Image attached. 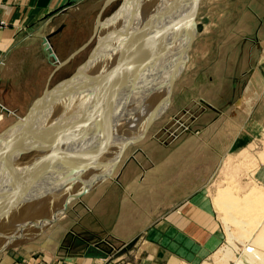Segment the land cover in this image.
Wrapping results in <instances>:
<instances>
[{
	"label": "rangeland",
	"instance_id": "1",
	"mask_svg": "<svg viewBox=\"0 0 264 264\" xmlns=\"http://www.w3.org/2000/svg\"><path fill=\"white\" fill-rule=\"evenodd\" d=\"M157 1L161 3L157 6L156 14V0H110L107 8L102 11L79 9L71 17L86 16L88 23H84L83 16L78 21L70 19L62 34H58L59 31L46 36L54 58L42 45L43 50L36 55V64L33 65H36L37 73L42 76L47 71H52L49 75V87L43 91L45 96L29 105L24 117L25 122L16 123L0 136V192L4 191L6 194L7 190L11 191L9 188L15 187L14 183L16 185L25 180V177L26 180L29 179L27 176L30 175L27 174L30 167L32 171L40 170L42 166L45 169L51 167V171H58L49 172L45 177L48 182L43 181L44 185L38 183L29 190L39 194L37 189L45 188L43 192H48V195L42 199L34 197L33 203H30L31 199L29 202L26 196L21 194V202L4 201L0 198V234H3L0 235V254L10 251L31 252L37 255L49 254V251L53 250L55 252L58 245L66 243L67 233L72 234L75 231L76 234L82 235V229L73 227L75 222L83 228L100 226L102 233L99 231L96 236L106 239L94 238L95 240L88 242L92 243L91 245L104 242L114 247L113 252H117L124 245L130 244L117 256L112 252L101 260L116 258L140 240L142 233L130 240L138 230L150 227L154 207L158 206L160 213L166 209L168 193L174 191L178 194L189 187L194 190L203 185L202 188L206 191L217 222L221 226L222 239L217 250L197 264H264V242H253L251 225L248 226L253 218L251 210L246 206L247 211L245 207V211L240 209L246 215L243 218L246 227L244 230L240 229L232 225L230 218L223 212L222 208L227 200H222L220 196L225 190H232V195L237 198L233 202L238 203L239 199L251 198L248 194L253 184L264 187V160L261 158V155L264 156V23H251L248 7L251 0H199L193 14L195 34L187 49L186 60L171 79L174 69L183 59L185 42L189 39V16H184L181 12L189 10L190 2H182L176 12L171 14L169 25L173 31H170L169 25L165 29L161 26L160 30L156 25L158 21L160 23L161 17L168 13L172 0ZM255 1L258 6L264 3L263 0ZM96 4L93 6L97 7ZM75 26L77 29L74 32L72 28ZM71 38H74L73 45L70 44ZM167 39L173 40L171 51L166 44ZM141 40H145L146 44L142 45ZM32 41L28 40L27 44ZM153 63V74L146 77V86L142 83L138 88L142 70L152 68ZM117 71L119 78L116 76ZM114 72L116 78L109 79L107 84H112L115 89L114 85L119 86L122 85L119 84L121 81H128V84L134 86V95L139 101L143 100V106L134 109L133 118L125 117L122 111L118 122L115 121L116 118H112L106 135H103L104 129H100L95 135V139L100 136L97 138L99 143L95 142L97 149L103 147V140L107 139L108 135L109 140L116 135L121 137L122 130L131 126L127 119H134L137 122L133 123L141 125L131 130L134 131V139L124 137L123 145L122 140H118V144L113 142L107 150L110 159L106 157L104 160L98 156L100 153L94 151V146H91L89 152L84 151L87 154L84 163H76L73 168L63 170L67 172V179L64 180L63 191L57 190V175L63 173L61 170L65 167L67 159H72L73 151H70L72 148L69 146H79V143L82 146L81 141H84L77 137L76 143L71 136L80 135V127L88 122L84 113L89 108V99L99 94L103 87L102 81L105 82ZM30 75L31 73L28 74ZM96 75L99 81L96 80ZM60 78H63V81L54 87L55 80ZM88 78L92 79V82ZM100 106L101 101L96 102L95 111L100 110ZM61 107H64V110ZM255 118L261 121H256ZM47 121H56V128L52 132L43 133L40 126ZM93 125V130L98 129L99 124L94 122ZM66 126H74L68 133L70 138L66 140V137L64 142L59 140L60 137L54 139ZM240 128L243 133L248 134L245 136L246 139L249 138L248 143L239 149H232L229 153L225 152L231 137ZM51 139H54L53 142ZM196 148L204 150V153H193ZM52 151L55 152L54 155ZM46 154H49V158ZM202 159L205 160L199 162ZM206 159L208 164L204 165ZM40 160L44 161L43 165ZM100 161L106 162L100 164ZM128 162H149V165H154L148 170L152 175L145 174L142 185L127 188L134 201L121 200L125 193L119 183H116L123 166H129ZM2 165L22 166L20 168L24 166V170L28 172L18 168L13 178L12 175L7 176L8 179L2 178ZM124 172L125 170L123 174ZM199 174L205 176L201 183L197 181L196 175ZM170 176V181L176 178L178 182L173 185L174 189L173 186H167ZM73 180L76 182H72ZM156 180H159L157 184ZM182 180L189 182L190 186L184 185ZM158 188L161 191L157 193ZM85 189L87 191L82 194ZM64 193L69 196L63 207L57 208ZM137 198L140 201H137ZM11 207L12 214L3 218ZM234 207L231 205V209L225 211L235 215L237 208L234 212ZM233 217L237 218L236 215ZM255 219L256 217L253 220ZM228 234L236 239L231 240L232 242L227 240ZM225 251L230 252L229 256ZM115 264L121 263L118 261Z\"/></svg>",
	"mask_w": 264,
	"mask_h": 264
},
{
	"label": "crops",
	"instance_id": "2",
	"mask_svg": "<svg viewBox=\"0 0 264 264\" xmlns=\"http://www.w3.org/2000/svg\"><path fill=\"white\" fill-rule=\"evenodd\" d=\"M109 3L110 0L104 2L103 0H0V136L16 123L25 122L24 117L29 105L41 99L49 87V75L52 71H47L42 76L41 73H37L36 65H33L36 64V55L43 50V38L59 31L58 34H62L70 19L77 21L81 19L83 15L77 18L71 17L77 10L87 8L91 11L95 9L102 11ZM95 4L97 7L93 6ZM248 7L251 23H264V3L258 6L255 0H251ZM83 18L84 23L89 22L86 16ZM76 29L75 26L72 31L75 32ZM28 40L33 41L27 44ZM74 43V38H71L70 44ZM32 70L34 72H29ZM30 73L31 75L28 76ZM62 81L63 78L55 80L54 87ZM255 120L261 121L257 118ZM245 136L248 134L243 133L240 128L231 137L225 152L229 153L232 149L245 146L249 140ZM199 152L203 154L204 150L196 148L193 151V153ZM141 163L128 162L129 166H123L120 178L116 182L125 193V197H121V200L134 201L129 196L127 188L132 185H142L144 175H152L148 170L154 165H149V162ZM205 164H208L207 159ZM123 170H125L124 174ZM196 176L200 183L205 179L203 174ZM170 178L171 176L167 180L169 183L166 182L169 188L178 183L176 178L175 181H170ZM158 182L159 180H156L155 183ZM182 182L190 186L189 182L186 183L185 180ZM202 186L194 190L189 187L178 194L174 191L168 193L166 209L160 213L158 206L154 207L150 227L138 230L130 240L139 237L142 233L140 240L116 258L106 260L95 258L97 252L89 248L92 243L88 242L95 240L94 238L106 239L96 236L97 232L102 233L100 226L83 228L74 222L73 227L82 229V235L76 234L75 231L72 234L67 233L66 243L58 245L55 252L53 250L49 251V254L38 255L20 251L4 252L0 254V264H115L118 261L121 264H197L217 250L222 239L221 226ZM160 191L159 189L156 192ZM163 197L165 199V196ZM137 201L140 199L137 198ZM103 248L107 247L103 246ZM59 250L61 252H58Z\"/></svg>",
	"mask_w": 264,
	"mask_h": 264
},
{
	"label": "bare ground",
	"instance_id": "3",
	"mask_svg": "<svg viewBox=\"0 0 264 264\" xmlns=\"http://www.w3.org/2000/svg\"><path fill=\"white\" fill-rule=\"evenodd\" d=\"M160 3L161 2H158L157 0H156V3H155V14L157 13V11H158V9H157V6H160ZM158 23H159V21H158ZM171 27V26H170ZM170 27H169V30L171 31L172 30V27H171V29H170ZM112 30V29H111ZM173 31V30H172ZM169 32V31H168ZM168 34V33H167ZM162 39V38H161ZM163 40V39H162ZM142 41V42H141ZM140 42H141V44L142 45H144V44H146V41L145 40H141ZM43 42V41H42ZM172 42H173V40L172 39H167L166 40V44L168 45V48L170 49V51H171V48H172ZM42 45L45 47V49L44 50H46V51H48V54H50V56L51 57H53L54 58V56L51 54V49H50V47H49V45H48V41H47V44H45V43H42ZM47 47H49V49L47 48ZM105 47V46H104ZM101 51V50H100ZM97 54V53H96ZM98 54H99V52H98ZM97 54V55H98ZM94 57H96V56H94ZM92 58V57H91ZM98 58H99V56H98ZM94 59V58H93ZM100 60V59H99ZM98 61V60H97ZM96 62V61H95ZM99 62V61H98ZM100 63V62H99ZM102 63H103V65H104V63L105 62H103V60H102ZM158 63V62H157ZM90 64V63H89ZM154 64L155 63H153L152 64V68H150V67H148V68H146V69H143L142 70V74H141V77H140V80H139V83H138V88L141 86V84L143 83L145 86H146V84H145V81H146V77L148 76V75H152L153 74V72L151 73V71H153V69H154ZM93 65V64H92ZM106 65H107V63H106ZM98 66H99V64H98ZM93 67V66H92ZM101 67H103V66H101ZM87 69V68H86ZM93 69H95V68H93ZM92 69V70H93ZM113 69V68H112ZM100 70V69H99ZM101 71V70H100ZM115 71V70H114ZM92 72V71H91ZM104 72V71H103ZM110 72V71H109ZM106 73V72H105ZM151 73V74H150ZM86 74V73H85ZM89 74V73H88ZM102 74V73H101ZM92 76V75H91ZM116 76L118 77L119 75H118V71H117V74H116ZM97 77V79L96 80H98V76L96 75L95 76V78ZM102 77H104V76H102ZM113 77L114 78H116L115 77V72L113 73V74H110L106 79H105V82H103L102 81V83H103V87L101 88V90H99V94H93L94 95V97H93V99L91 98V99H89V101H88V98L86 99L87 101H88V103H90L89 104V108L86 110V112L84 113V116H85V119L86 120H88V122H85L83 125H82V127H80V129H79V134L80 135H73V136H71L72 138L71 139H73V141H76L75 140V138L77 139V137L79 138H82L84 141H81L83 144H82V146H81V143H79V146L78 145H76V144H74V146L73 145H71V146H69L70 147V151H73L72 153H73V155H74V157L75 158H73V155H71V157H72V159H67L68 161L65 163V167L61 170L62 172H63V170H66V169H70V168H73L75 165H76V163H80V162H83L86 158H87V154L85 153V152H89L91 149V146H94L93 147V149H94V151H96L97 153H100V155H98V156H100V157H102V158H104V160H106V157L108 158L109 156H108V154H107V150L108 149H110V146L113 144V142H115L116 141V143H117V141L118 140H122V145L123 144H125L124 143V137H126V139H127V137H130V138H133V137H135L134 135H132L133 134V132L131 131V130H133L134 129V127L135 126H138V125H141V124H139V123H133V122H137L136 120H132L131 119V121L129 120V119H127L128 121H127V123L129 124V125H131V126H129V127H125L123 130H122V132H121V137H120V135L118 136V135H116V137L115 138H113V139H111V140H109V135L107 136V139H105V140H103V141H105V142H103L102 143V145H103V147L99 150V149H97V146L98 145H96V144H98L99 143V139H97L98 137H100V136H98L96 139H95V135L97 134V132L99 133V131H100V129L102 130V129H104L103 131V135L105 134V132H107L106 130H107V128H109V126H110V121H111V119L113 118V119H115L116 118V122H118V120H119V117H120V115H121V111L122 112H124L122 115H124L125 117H132L133 118V115L134 114H132L133 113V111H134V109H136V107H138V106H143L142 105V103H143V100H141V101H139V99L134 95V93H133V89H134V86L133 85H130V84H128V81L127 82H123V81H121L119 84H122V85H119L118 86V84H116V85H114V87H115V89L112 87L113 85L112 84H107V82L109 81V79H113ZM120 77V76H119ZM118 77V78H119ZM80 78V77H79ZM100 78V77H99ZM117 78V79H118ZM88 80H89V78H88ZM92 80V79H91ZM91 80H89V81H91ZM88 81V82H89ZM99 81V80H98ZM92 82V81H91ZM86 83V82H85ZM90 83V82H89ZM95 83V82H94ZM100 83V82H99ZM104 83H105V85H104ZM87 84V83H86ZM96 84V83H95ZM101 84V83H100ZM92 85V84H91ZM98 84H96V86H97ZM112 85V86H111ZM82 86V85H81ZM110 86V87H109ZM160 86V85H159ZM86 87V86H85ZM92 87H94V86H92ZM96 88V87H95ZM95 88H93V89H95ZM113 88V89H112ZM76 89H78V88H75V90ZM120 92H119V91ZM79 91V90H78ZM78 91H77V93H78ZM95 91V90H94ZM118 91V92H117ZM126 91V92H125ZM84 92H85V89H84ZM83 92V93H84ZM86 93V92H85ZM84 93V94H85ZM95 93V92H94ZM89 96V95H88ZM91 96V95H90ZM89 96V97H90ZM120 96V97H119ZM122 96V97H121ZM156 95H154V97H155ZM82 97H83V95H82ZM119 97V98H118ZM80 98V97H79ZM92 100H93V104H92ZM116 100V101H115ZM79 101V100H78ZM101 101V106L100 107H102L100 110L98 109L97 111H95V108H94V105L96 104V102H100ZM57 103V102H56ZM59 103V102H58ZM61 103H62V101H61ZM65 104V103H64ZM87 104V103H86ZM92 104V105H91ZM56 105V104H55ZM79 105H80V102H79ZM62 106V105H61ZM78 106V105H77ZM56 107V106H55ZM55 107H53V108H55ZM68 107V106H67ZM59 108V107H58ZM62 108V107H61ZM84 108V107H83ZM87 108V107H86ZM63 110H64V107L62 108ZM61 109V110H62ZM77 109V108H76ZM50 110V109H49ZM62 110V111H63ZM72 110V109H71ZM61 111V112H62ZM73 111V110H72ZM72 111H70V113L72 112ZM51 112H52V109H51ZM59 112V111H58ZM63 114H64V112H62ZM62 113H60V115L62 114ZM49 114H50V112H49ZM73 115V114H72ZM77 115V114H76ZM115 115L117 116V115H119L118 117H115ZM64 116V115H63ZM75 116V115H74ZM58 117H59V114H58ZM64 117H66V116H64ZM69 117V116H68ZM73 117V116H72ZM80 117V115H78L77 116V118H79ZM124 117V118H125ZM148 117H149V115H148ZM59 120H60V118H58ZM64 119V118H63ZM66 119V118H65ZM118 119V120H117ZM58 120V121H59ZM74 120V119H73ZM77 120V119H76ZM95 120V121H94ZM48 121H50L49 119H48ZM43 122L42 124H41V130L43 131V133L44 132H48L49 133V131H53L56 127V125H55V123H56V121L55 122ZM63 121V120H62ZM95 123H97V124H99V127H98V129L96 128V130H93V124H94V122ZM92 122H93V124H92ZM112 122H113V120H112ZM133 123V124H132ZM61 124V123H60ZM63 124V123H62ZM67 124V123H66ZM76 124V123H75ZM81 124V123H80ZM79 124V125H80ZM136 124V125H135ZM75 126V125H74ZM74 126H66V128H64V129H62V132H61V134L59 135H55V137H54V139L55 138H59V140H62V142H64L63 140L64 139H66V137H67V139L66 140H68V138H70L68 135V133L70 132V129H72V128H74ZM77 126V125H76ZM59 126H57V128H58ZM92 128V129H91ZM77 129V128H76ZM35 130V129H34ZM59 130V129H58ZM75 130V129H74ZM33 131V130H32ZM31 131V133H33ZM136 131V130H135ZM72 132V131H71ZM75 132H77V131H75ZM74 133V132H73ZM28 134V133H27ZM36 134V133H35ZM137 134V133H136ZM100 135H102V133L100 134ZM103 135H102V138H103ZM106 135V134H105ZM123 135V136H122ZM45 136H47V135H45ZM58 136V137H57ZM111 136H113V135H111ZM26 137V136H25ZM89 137V138H88ZM13 139V138H12ZM48 139V138H47ZM49 139H50V137H49ZM53 139V140H54ZM92 141H91V140ZM101 139V138H100ZM134 139V138H133ZM52 140V139H51ZM53 140H52V142H53ZM132 140V139H131ZM72 141V140H71ZM97 141H98V143H97ZM126 141V140H125ZM128 141V140H127ZM50 142V141H49ZM91 142V143H90ZM95 142H96V144H95ZM76 143H77V141H76ZM120 143V142H119ZM35 144V143H34ZM43 144H45V143H43ZM59 144V143H58ZM61 144V143H60ZM118 144V143H117ZM105 145V146H104ZM115 145V144H114ZM44 146H46V144L44 145ZM49 146H50V150H52V148H51V145L49 144ZM56 146L57 145H55V148H56ZM117 146H119V145H117ZM121 146V145H120ZM34 147V146H33ZM59 147H61L60 145H59ZM68 147V148H69ZM36 148V147H35ZM54 148V147H53ZM32 149V148H31ZM67 149V148H66ZM113 149V148H112ZM115 149H117V148H115ZM59 150H60V148H59ZM69 150V149H68ZM48 151V150H47ZM54 151H55V149H54ZM57 151V150H56ZM55 151V152H56ZM85 151V152H84ZM99 151V152H98ZM115 151V150H114ZM122 151V150H121ZM120 151V152H121ZM54 152V153H55ZM66 152V151H65ZM119 152V153H120ZM47 153V152H46ZM51 153H53V151L51 152ZM54 153H53V155H54ZM58 153V152H57ZM94 153V152H93ZM116 153V152H115ZM59 154V153H58ZM65 154V153H64ZM96 154V153H95ZM39 155V154H38ZM44 155V154H43ZM49 155V154H48ZM48 155L46 154V156H47V158H49L48 157ZM52 155V156H53ZM109 155H112V154H109ZM114 155V154H113ZM51 156V155H50ZM95 156V155H94ZM115 156L117 157V155L115 154ZM56 157V156H55ZM59 157V156H58ZM99 157V158H100ZM111 157V156H110ZM110 157L108 158V159H110ZM115 157V158H116ZM50 158H53V157H50ZM82 158V159H81ZM261 158L264 160V156L263 155H261ZM9 159V158H8ZM56 159H58V158H56ZM90 159V158H89ZM94 159V158H93ZM261 159V160H262ZM33 160V159H32ZM45 160V159H44ZM48 160V159H47ZM51 161H52V159H50ZM53 160H54V158H53ZM73 161L75 164H73V162H71V161ZM4 162H5V159L3 160ZM99 161V160H98ZM112 161H114V160H112ZM1 162V161H0ZM35 162V161H34ZM40 162H41V160H40ZM44 162V161H43ZM43 162H41V164L43 163ZM57 162V161H56ZM55 162V163H56ZM91 162H92V160H91ZM97 162V161H96ZM102 161H100V164H104V162H106V161H104V162H102ZM51 162L49 161V164H50ZM52 163L54 164V162L52 161ZM84 163V162H83ZM24 164V163H23ZM45 164H46V162H45ZM45 164H44V166H45ZM73 164V165H72ZM40 165V164H39ZM43 165V164H42ZM51 165V164H50ZM49 165V166H50ZM80 165V164H79ZM3 166V165H2ZM1 166V167H2ZM33 166V165H32ZM56 166V165H55ZM58 166V165H57ZM56 166V167H57ZM20 167H22V166H20ZM20 167H6V166H3V168L1 169V171H3L2 173V175H3V177L2 178H5V177H7V176H11L12 175V177L11 178H13V175H15V174H17L16 172H17V169L18 168H20ZM34 167V166H33ZM43 167V166H42ZM42 167L40 168V170H35V169H33V171H32V169H31V167H30V169H31V171H30V169L28 170L29 171V173L27 174V175H30V177L32 176V178H30L29 176H27V178H29V179H27L26 180V177H25V180H22V181H20L19 183H16V185H15V183H14V185L13 186H15V187H12V189L11 188H9V190H16V191H8V192H11V193H13L15 196H20V193L23 191V192H29V190L30 189H32L35 185H37L38 183H41V185H44V183H43V181H47V180H45V177H46V175L50 172H57L58 170L57 169H53L52 171L50 170V168H47V169H45L44 167V169H42ZM36 168V167H35ZM54 168V167H53ZM20 169H25L24 168V166H23V168H20ZM52 169V168H51ZM22 170V171H23ZM24 171H27V170H24ZM24 171H23V173H24ZM27 171V172H28ZM26 172V173H27ZM61 172V173H62ZM20 174H22V173H20ZM26 175V174H25ZM57 175V174H56ZM61 175V174H60ZM53 176V175H52ZM57 176H59V175H57ZM17 177V176H16ZM19 177V176H18ZM24 177V176H23ZM49 177V176H48ZM71 177V176H70ZM20 178V177H19ZM59 178V177H58ZM76 178V177H75ZM6 179H8V177L6 178ZM15 179V178H14ZM47 179V178H46ZM11 180V179H10ZM36 180H39V181H36ZM4 181V180H3ZM16 180H14V182H15ZM56 181H57V178H56ZM79 181V180H78ZM253 181V180H252ZM48 182V181H47ZM50 182V181H49ZM72 182H76V181H72ZM1 183V182H0ZM13 183V182H12ZM258 183V182H257ZM46 184H48V183H46ZM46 184H45V186H46ZM260 185V184H259ZM4 186V185H3ZM49 186V185H48ZM20 188H23V190L22 189H20ZM1 189V188H0ZM21 190V192H20V190ZM27 189V190H26ZM37 189V188H36ZM35 189V190H36ZM45 189V188H44ZM44 189H37V191H39L40 193H39V195L37 196V197H35V198H38V199H42V197H46V195H48V192H43L44 191ZM75 190H77V189H75ZM249 194L248 195H250L251 196V198L250 199H245V200H241V199H239L240 201L237 203V202H233V201H235V200H237V198H235L232 194V190L230 191V190H225L226 192H224L222 195H220V196H222V200L223 199H226L227 200V202L225 201L224 202V206H223V208H222V210H223V212L224 213H226L227 214V216H228V218H230L229 219V221L232 223V225H235V226H237L238 228H240V229H243L244 227H246V225H245V223H244V220H243V218L244 217H246V215L244 214V213H242V211L240 210V209H243V207H247V209L248 210H251V214H253L252 216H253V218H251L252 219V221L250 222V224H248V226L249 225H251V227H250V232H252V241L253 242H255L256 244H258V243H263L264 242V187H258L256 184H253L252 186H251V188H249ZM32 191V190H31ZM43 192V193H42ZM32 193V192H31ZM33 193H37L38 194V192H33ZM68 196H69V194L68 193H64V195L62 196V198L60 199V201L58 202V205H57V208L59 207V206H61V207H63V204H65V202H66V200H67V198H68ZM247 198V197H246ZM33 198H31V202L30 203H33V200H32ZM1 200V199H0ZM5 201V200H4ZM35 201V200H34ZM36 201H39V200H37L36 199ZM24 202V201H23ZM219 203V202H218ZM242 203V204H241ZM222 204V203H221ZM28 205V204H27ZM39 205V204H38ZM231 205H234L235 207L234 208H232L233 209V211H234V209L235 208H237V210H236V212L237 213H235V215H236V217L237 218H235V217H233L232 218V216H235L232 212H231V214L228 212V211H225V210H228V209H231ZM241 205V206H240ZM16 206H18V205H16ZM42 207V206H41ZM246 207H245V209H246ZM13 208L11 207V209H10V211H7V213L3 216V218L4 217H6L8 214H12L11 213V210H12ZM15 209V208H14ZM20 209V208H19ZM37 209V208H36ZM62 209V208H61ZM239 209V210H238ZM247 209H246V211H247ZM244 210V209H243ZM232 211V210H231ZM245 211V210H244ZM14 212V211H13ZM235 212V211H234ZM249 212V211H248ZM25 213H26V211H25ZM247 213V212H246ZM231 215V216H230ZM247 215H249L248 213H247ZM251 216V215H250ZM251 216V217H252ZM256 217V219L255 220H253L254 218ZM2 218V219H3ZM8 220V219H7ZM1 221H3V220H1ZM229 222V223H230ZM2 223V222H1ZM0 223V224H1ZM230 223V224H231ZM252 223V224H251ZM2 225V224H1ZM245 225V226H244ZM239 229V230H240ZM244 230V229H243ZM246 232V231H245ZM247 232H248V230H247ZM0 235H3V234H0ZM248 235V234H247ZM251 235V234H250ZM228 237V239L227 240H229V241H231V240H233V239H236V237H234L233 235H231V234H228L227 235ZM1 237H3V236H1ZM232 242V241H231ZM255 244V245H256ZM230 250V249H229ZM229 253L230 252H228V251H225V254L226 255H228L229 256ZM227 257V256H226Z\"/></svg>",
	"mask_w": 264,
	"mask_h": 264
},
{
	"label": "water",
	"instance_id": "4",
	"mask_svg": "<svg viewBox=\"0 0 264 264\" xmlns=\"http://www.w3.org/2000/svg\"><path fill=\"white\" fill-rule=\"evenodd\" d=\"M184 1L190 2V4H189V10L184 11V12H181V14H183L184 16H186V15L189 16V19H188V25H189V30H190V32H189V39L185 42V46L186 47H185L183 59L181 60V63L178 66H176V68L174 69L171 79L173 77H175V75L177 74V72L183 67L184 61L186 60V57H187V54H186L187 49L189 48V45L191 43V40L193 39L194 34H195V22L193 20V14H194L195 6H196V4H197V2L199 0H191V1H189V0H172L169 3L170 9L168 10V13H165L161 17L160 23H158V25H156V27H158L159 30L161 29V26L163 27V29H165V28L168 27L169 24L171 25V14H174L176 12L177 8L179 7V5L182 4V2H184ZM47 39H48L47 37H44L43 38V43L47 44V41H48ZM47 48L49 49V47H47ZM65 179H67V172L66 171H64L61 175H59L58 185H57V187L55 189L62 190L63 187H64V185H65L64 184L65 183L64 182ZM20 189L23 190V188H20ZM86 191H87V189H85L82 192V194H84ZM20 192H21V190H20ZM5 193L6 194H4V191H1L0 192V195H1L0 198L2 200L10 201V202H14V201L21 202L22 201V199L20 198V196H15L13 193L8 192V191L5 192ZM20 194L23 195L24 197L26 196V200H29V199L34 198V197H37L39 195V194L31 193V191L30 192H27V193L22 191ZM129 245L130 244L124 245L123 248H121L117 252H113L115 250L114 247L108 246L104 242L95 243L93 245H90L89 248L97 252V255L94 256L95 258L105 259L106 257H108V255H111L112 252H113V255L114 256H117L118 254H120L121 252H123L125 249H127L129 247ZM103 246H106L107 248L104 249Z\"/></svg>",
	"mask_w": 264,
	"mask_h": 264
},
{
	"label": "built area",
	"instance_id": "5",
	"mask_svg": "<svg viewBox=\"0 0 264 264\" xmlns=\"http://www.w3.org/2000/svg\"><path fill=\"white\" fill-rule=\"evenodd\" d=\"M0 25H1V23H0Z\"/></svg>",
	"mask_w": 264,
	"mask_h": 264
}]
</instances>
